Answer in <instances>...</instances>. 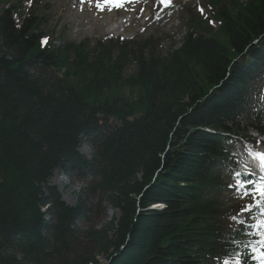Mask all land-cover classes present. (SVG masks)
<instances>
[{
  "label": "trees",
  "instance_id": "1",
  "mask_svg": "<svg viewBox=\"0 0 264 264\" xmlns=\"http://www.w3.org/2000/svg\"><path fill=\"white\" fill-rule=\"evenodd\" d=\"M209 2L217 27L181 1L165 50L167 33L56 39L0 0V264H237L258 227L235 151L264 136V0ZM56 172L118 217L90 226Z\"/></svg>",
  "mask_w": 264,
  "mask_h": 264
},
{
  "label": "rangeland",
  "instance_id": "2",
  "mask_svg": "<svg viewBox=\"0 0 264 264\" xmlns=\"http://www.w3.org/2000/svg\"><path fill=\"white\" fill-rule=\"evenodd\" d=\"M181 1H184L189 7L194 6V15L201 16L205 22L217 27V18L209 0H171V3L180 4ZM120 2L122 6L119 7L108 3L100 8L96 6V0H9L12 5L31 6L30 9L32 8L34 15L43 18L38 32H54L55 37L62 35L64 39L76 42L88 39L91 46H95L98 41L105 39L141 40L167 33L170 36V41H166L164 45V49L167 50L170 47L171 39L179 42L185 33V22L188 18L185 16V10L182 13L168 15L166 9H169L171 4L164 5L166 9L161 11L157 9L155 0H120ZM156 11L161 15L159 23L155 22ZM122 21L125 22V25L119 28ZM56 39H53L55 43ZM132 72L133 68H130L128 73ZM252 134L257 136L255 132ZM258 138L262 139L264 136H258ZM263 146V144L258 145L260 148ZM80 151L88 158L93 153L92 147L87 143L82 144ZM238 154L240 160L247 161L241 156V152ZM52 185L57 187L66 203L74 206L82 201L87 205L94 206L95 212L94 215L91 214L90 226L96 224L100 227L109 217L114 215L118 217V212L109 208L106 210L107 216H104L105 203L99 202L97 196H88L86 190L88 184L75 181L65 172H56L52 179ZM253 192L255 191L253 190ZM255 198L256 194L251 193L247 199L253 203ZM81 225L85 227L84 224Z\"/></svg>",
  "mask_w": 264,
  "mask_h": 264
},
{
  "label": "snow or ice",
  "instance_id": "3",
  "mask_svg": "<svg viewBox=\"0 0 264 264\" xmlns=\"http://www.w3.org/2000/svg\"><path fill=\"white\" fill-rule=\"evenodd\" d=\"M108 3H111L113 4L114 6H122V3L120 2V0H103V3H101V0H96V6L97 7H100V8H103V5L104 4H108ZM159 3L165 5V6H168L171 4V0H159ZM46 43V38H45V41ZM254 158L259 160L260 162V166L262 168H264V152H253L252 153ZM247 167V166H245ZM249 173H250V170H249ZM238 175V174H237ZM248 183H251V181H247ZM255 192L259 193L262 197H264V186H261V187H257L255 189H253ZM249 193L247 191H245V195H248ZM243 210H247V209H243ZM262 212H264V209H261ZM232 219H236V217H233ZM241 224H243V221H239ZM258 223L260 224H264V219H261L258 221ZM260 256L264 257V252H260ZM237 264H239V258L237 259Z\"/></svg>",
  "mask_w": 264,
  "mask_h": 264
},
{
  "label": "bare ground",
  "instance_id": "4",
  "mask_svg": "<svg viewBox=\"0 0 264 264\" xmlns=\"http://www.w3.org/2000/svg\"><path fill=\"white\" fill-rule=\"evenodd\" d=\"M124 25H125V22H121V24H119V28H121V27H124ZM263 137V136H262ZM246 163H248L249 165H251V166H253L254 168H256V169H258L259 167H261L260 166V162H259V160H257V159H255L254 161H253V159L251 158V159H249V158H246Z\"/></svg>",
  "mask_w": 264,
  "mask_h": 264
}]
</instances>
